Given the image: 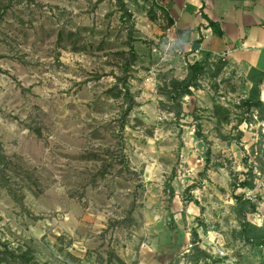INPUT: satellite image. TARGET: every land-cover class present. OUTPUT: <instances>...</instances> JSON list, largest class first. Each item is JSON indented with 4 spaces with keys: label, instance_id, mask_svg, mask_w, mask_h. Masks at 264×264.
Returning <instances> with one entry per match:
<instances>
[{
    "label": "rangeland",
    "instance_id": "rangeland-1",
    "mask_svg": "<svg viewBox=\"0 0 264 264\" xmlns=\"http://www.w3.org/2000/svg\"><path fill=\"white\" fill-rule=\"evenodd\" d=\"M170 28L156 0H0V244L39 264H264L234 213L243 194L264 225V119ZM194 61L175 116L160 88Z\"/></svg>",
    "mask_w": 264,
    "mask_h": 264
},
{
    "label": "crops",
    "instance_id": "crops-1",
    "mask_svg": "<svg viewBox=\"0 0 264 264\" xmlns=\"http://www.w3.org/2000/svg\"><path fill=\"white\" fill-rule=\"evenodd\" d=\"M156 1L170 17L174 44L189 57L220 58L248 86L250 69L264 70V0Z\"/></svg>",
    "mask_w": 264,
    "mask_h": 264
},
{
    "label": "trees",
    "instance_id": "trees-1",
    "mask_svg": "<svg viewBox=\"0 0 264 264\" xmlns=\"http://www.w3.org/2000/svg\"><path fill=\"white\" fill-rule=\"evenodd\" d=\"M198 44H194L193 48H197ZM204 61H194L187 65L186 75L182 79L171 78L165 81L160 88L161 94L167 101L173 105L172 112L175 116L182 113V99L184 96L190 94L191 87H198V77L205 71ZM247 81L251 83L246 98L242 99V104L246 110H256L259 119H264V87L261 84L264 81V70L255 68L250 69L247 74ZM118 81L114 86L118 92L124 97L126 102L125 113L128 114L132 108L133 95L131 94L126 83L120 84ZM112 91V90H111ZM261 95V97H260ZM262 100H261V99ZM110 152V151H109ZM6 157L3 152L2 144L0 142V164L5 163ZM242 188H253L254 183L249 179H244L237 184ZM234 213L239 221V230L236 232L237 236L250 244L251 246H258L263 248L264 252V225L258 226L250 222L247 218L248 213H254L257 210V203L250 198H246L243 194L236 195L235 197ZM196 263V261H194ZM0 264H39L35 261L32 250L27 248L18 252L16 249H11L6 244H0Z\"/></svg>",
    "mask_w": 264,
    "mask_h": 264
},
{
    "label": "built area",
    "instance_id": "built-area-1",
    "mask_svg": "<svg viewBox=\"0 0 264 264\" xmlns=\"http://www.w3.org/2000/svg\"><path fill=\"white\" fill-rule=\"evenodd\" d=\"M264 87V85L262 86ZM262 87H261V91H262ZM264 101V100H263ZM256 114H254V118L258 119V115H257V111L255 112ZM262 127H263V131H264V120L262 122L259 123Z\"/></svg>",
    "mask_w": 264,
    "mask_h": 264
}]
</instances>
